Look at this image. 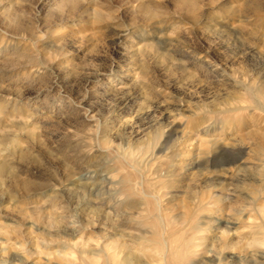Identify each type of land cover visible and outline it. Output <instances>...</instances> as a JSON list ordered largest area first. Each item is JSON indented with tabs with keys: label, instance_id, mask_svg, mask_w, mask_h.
Returning <instances> with one entry per match:
<instances>
[{
	"label": "rangeland",
	"instance_id": "rangeland-1",
	"mask_svg": "<svg viewBox=\"0 0 264 264\" xmlns=\"http://www.w3.org/2000/svg\"><path fill=\"white\" fill-rule=\"evenodd\" d=\"M262 89L264 0H0V264L217 254L188 249L264 173Z\"/></svg>",
	"mask_w": 264,
	"mask_h": 264
},
{
	"label": "bare ground",
	"instance_id": "bare-ground-1",
	"mask_svg": "<svg viewBox=\"0 0 264 264\" xmlns=\"http://www.w3.org/2000/svg\"><path fill=\"white\" fill-rule=\"evenodd\" d=\"M259 92L261 99L264 101V89L261 91L259 90ZM172 134H174L173 131L170 133L169 138ZM251 137L253 138V141H255L254 143L257 148L256 151L259 153L258 155L264 156V141H260L262 137H259L257 134H251ZM164 150L165 149H162L161 152H164ZM242 158L243 154L236 152L235 150L219 149L212 157V164L214 167H224L231 164L236 165L241 161ZM203 166V162H199L196 165L198 169H201ZM1 169L2 171L7 170L5 166H2ZM260 178L261 179H258L257 176H251L243 180L239 179V181L243 182L244 184L248 185L249 183L250 187H247L248 194L240 193L239 198L237 199V202H240L241 210H239L235 217H233L235 221L238 222L239 227H236V223L230 221L217 220L216 225L211 226L210 228H216L219 230L225 229L226 233H224L220 238L213 240L212 238H208L207 235L196 237L195 241L192 243L193 250L188 249V252H193L194 257L197 256L196 254L199 251L198 249L201 247L208 248L209 246H213V248H215L217 251V254L211 257H205V259L202 258L200 259V263L195 262V264H219L222 261L220 258L222 252L229 250L237 251L240 254L247 255L245 258H240L238 256L224 257L225 259H231V262L235 264H252L251 261L253 259H249V257L257 258V260H260V263L262 260L264 261V173L260 174ZM210 196L211 195L209 193H203L201 195L200 202L204 204V201ZM229 201L231 200L229 199ZM190 205H192V202L187 203L188 210L184 216L185 221H189L195 213L193 212V209L190 208ZM222 205L224 206V204ZM201 207H205V205H202ZM206 220L207 217H204V220L199 223V233L203 234L206 232V230H204V226L207 225V222L204 223ZM231 232L237 233L234 235H239V240L232 238V235L230 234ZM83 253L88 254L89 252L84 251ZM161 262H163V259Z\"/></svg>",
	"mask_w": 264,
	"mask_h": 264
}]
</instances>
